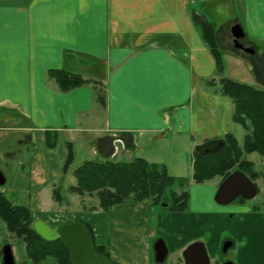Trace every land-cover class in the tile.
I'll use <instances>...</instances> for the list:
<instances>
[{"label": "crops", "instance_id": "obj_1", "mask_svg": "<svg viewBox=\"0 0 264 264\" xmlns=\"http://www.w3.org/2000/svg\"><path fill=\"white\" fill-rule=\"evenodd\" d=\"M205 3L241 11V18L237 14L220 27L213 24L217 42L221 51L234 54L220 40L225 27L227 31L239 23L244 32L240 41L253 49L246 52L258 83L253 86L264 89V0H0V110L15 109L25 119L20 126L29 144L25 205L34 219L50 225L59 221L47 208L58 202L53 186L72 174L70 165L64 171L68 145L89 147L96 158L84 160L129 162L142 157L169 163L173 175L191 180L193 151L233 132L238 123L232 121V100L219 91L218 81L226 76L192 20L193 13L206 19L195 9ZM49 69L101 80L105 101L94 98L89 84L59 90L47 75ZM121 156L128 161H120ZM183 163L188 173H183ZM186 190V209L163 214L171 219L164 241L167 255L172 248L177 261L205 223L206 212L195 207ZM153 205L151 200L127 201L102 209L82 208L81 203L79 210L84 211L73 220L91 226L95 243L108 244L115 263L159 264L150 241L159 232L162 214L157 213V226H152ZM232 208L231 237L217 234L209 247L207 243L209 251L229 238L236 264H264V211L243 202ZM6 242L15 264H56L30 260L25 243L0 218V250Z\"/></svg>", "mask_w": 264, "mask_h": 264}, {"label": "trees", "instance_id": "obj_2", "mask_svg": "<svg viewBox=\"0 0 264 264\" xmlns=\"http://www.w3.org/2000/svg\"><path fill=\"white\" fill-rule=\"evenodd\" d=\"M192 20L198 25L208 43L217 68L222 69L221 49L213 23L195 13L192 14ZM47 75L54 79L61 91H70L78 86L89 84L93 87L94 98L98 102L105 101V90L102 88L101 80L86 78L80 73L64 69H49ZM218 82L220 93L232 100V121L239 123L245 130L242 145L238 144L231 132L223 134L216 140L206 141L204 144L216 141H221L222 144L213 152L194 151L191 163L192 179L200 184L216 175H220L223 179L231 172L240 170L254 180L259 176V172L254 169L253 162L245 158V154L257 152L264 156V89L228 77H221ZM46 139L49 144H53V139ZM72 157V147L68 145L64 171L71 164ZM72 174L75 183L68 189L80 196L96 195L98 206L102 209H108L116 203L149 199L158 204L164 201L166 205L160 204L162 207L176 211H183L187 207L188 193L186 191L179 195L173 191L166 193V189L175 181H183L186 178L168 175L163 167L142 157H135L129 162L85 160L73 168ZM59 185H54L52 188L53 198L57 201L62 200ZM238 199L245 200L242 197ZM0 218L6 223L13 237L25 243L26 255L30 260L38 262L51 259L56 264H72L69 253L59 238L47 241L33 230L31 223L34 217L30 207L12 202L1 189ZM83 223L91 234L96 253L110 259L105 246L95 243L91 226L86 222ZM173 264H182L181 257Z\"/></svg>", "mask_w": 264, "mask_h": 264}, {"label": "rangeland", "instance_id": "obj_3", "mask_svg": "<svg viewBox=\"0 0 264 264\" xmlns=\"http://www.w3.org/2000/svg\"><path fill=\"white\" fill-rule=\"evenodd\" d=\"M197 12H201L206 16L210 22H212L216 27H220L224 25L229 19H231L234 15H239L241 18L240 10H228L225 5H210L208 3L201 4L198 7H195ZM222 32V44L228 46L236 52L227 53L225 51H221L222 58V74H225L226 77L248 83L250 85H258L256 79L252 75V71L250 69V63L246 52L240 51L237 48L233 47L232 42H230L231 34L229 29ZM223 30V29H222ZM227 36V38H225ZM228 40V41H227ZM262 69L264 73V61L261 62ZM102 88L105 90L104 84H102ZM23 116L12 108L3 107L0 110V171L4 174L6 181L3 185L0 186V189L5 193V195L14 203L25 204L27 200V192H28V175L27 171L29 169L27 165V154H28V139H27V131L22 130L20 126L22 125V121L25 119H21ZM245 131L243 127L238 123L234 126V130L232 134L238 140V144L242 145V135H244ZM48 138V137H47ZM73 157L71 164L69 166V170H73L78 164L85 161L84 159H95V156H92L89 151V147L84 144L75 145L72 148ZM195 151V150H194ZM194 151L192 153V157L194 155ZM197 151V150H196ZM120 161H128L129 159L126 156H121ZM187 157V158H186ZM118 158V157H117ZM185 158L189 161L191 159V152L185 154ZM245 158L251 160L254 164V169L259 172V176L254 179V183L258 188V192L254 198L245 199L244 201H239L238 198L234 199L228 204L221 205L218 204L214 195L217 189V183L219 184L222 180L220 175H216L212 178V180H207L204 183H196L194 185L193 179H188L191 176H187L183 181H175L171 186L166 189V193L168 194L170 191L175 192L179 195L182 192H187L186 189L189 188V194L191 198L195 200V207L199 211L206 212L205 215V223L203 225L202 234H200L196 240H200L204 242L205 248L210 260V264H223L225 261H232L234 264L235 252L234 249L229 247L226 252L222 251L221 247L217 248L214 252L209 251V246L211 245V241L215 240L217 234H221L224 237H231L229 227L234 221V217L236 216L233 206L240 205L243 202L248 206H259L260 209L264 211V156L258 154L257 152L246 153ZM119 159V158H118ZM170 161L169 158H167ZM192 161V160H191ZM21 163H23V167H21ZM160 167H163L168 175H173L171 170V164L166 165L158 164ZM184 170V171H183ZM183 173H188L186 170V164L183 163ZM181 173V172H179ZM188 175V174H184ZM175 176V175H174ZM182 176V175H181ZM177 176V177H181ZM75 183V178L72 174H68L65 181L60 183V189L62 194V200L55 202L53 201L51 205L48 206V210L50 209L51 213L57 217L59 221L52 222V226H55L59 223H63L64 221H74L73 218L75 215H79L80 212L84 210H79L80 204L84 207H95L98 206V199L96 195H83L78 196L77 194L71 192L68 189V185ZM192 184V185H190ZM185 189V190H184ZM90 197V198H89ZM150 200V199H149ZM127 202V201H126ZM152 202V200H151ZM164 202V201H162ZM160 202V204L162 203ZM152 210V226H157V213H161L162 217L159 219V232L157 235L150 241L151 248L150 252L153 255L152 243L160 238L164 241H167L168 231L166 227L170 228L171 219L163 218V214L171 213L175 210L164 208L158 203H153ZM197 204V205H196ZM27 205V204H26ZM54 209V210H53ZM34 217V215L32 214ZM167 217V216H166ZM35 218V217H34ZM59 222V223H56ZM164 227V228H162ZM202 227V226H201ZM232 233V232H231ZM233 237V236H232ZM226 240H231L229 238L223 239V242ZM195 241V240H194ZM188 242L187 244L191 243ZM222 242V244H223ZM208 243V247H207ZM108 250V244L104 245ZM177 254L173 252L172 248H170V253H168L167 258L164 262L159 264H173L177 261Z\"/></svg>", "mask_w": 264, "mask_h": 264}, {"label": "water", "instance_id": "obj_4", "mask_svg": "<svg viewBox=\"0 0 264 264\" xmlns=\"http://www.w3.org/2000/svg\"><path fill=\"white\" fill-rule=\"evenodd\" d=\"M233 45L244 52L252 53L253 49L244 46L240 39L244 32L239 23L230 26ZM221 141L210 142L197 147L200 153H209L217 150L221 146ZM6 181L4 174L0 171V185ZM257 186L245 173L235 170L228 174L219 183L214 199L218 204L225 205L233 201L238 196L245 199L255 197ZM162 206L166 203L162 202ZM33 230L43 239L50 241L59 238L66 247L72 264H116L106 256L96 253L91 234L81 221H71L59 223L55 226L48 224L41 219H34L31 223ZM232 245L230 240L222 244V251L226 252ZM154 259L157 263H162L168 249L163 239H156L153 242ZM2 264H15L11 246L5 243L1 248ZM182 264H210V260L204 242L200 240L192 241L187 244L181 252ZM223 264H234L226 261Z\"/></svg>", "mask_w": 264, "mask_h": 264}, {"label": "flooded vegetation", "instance_id": "obj_5", "mask_svg": "<svg viewBox=\"0 0 264 264\" xmlns=\"http://www.w3.org/2000/svg\"><path fill=\"white\" fill-rule=\"evenodd\" d=\"M241 42V41H240ZM242 44H243V42H241ZM257 192H258V188H257ZM257 192H256V194H257ZM238 197H241V196H238ZM237 197V198H238ZM243 198V197H242ZM254 198V197H253ZM236 199V198H235ZM245 199V198H244ZM0 254H1V250H0ZM227 261H229V260H227ZM226 262V261H225Z\"/></svg>", "mask_w": 264, "mask_h": 264}]
</instances>
